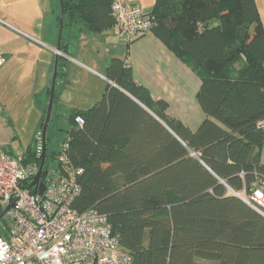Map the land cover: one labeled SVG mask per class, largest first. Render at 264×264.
<instances>
[{
  "label": "trees",
  "instance_id": "1",
  "mask_svg": "<svg viewBox=\"0 0 264 264\" xmlns=\"http://www.w3.org/2000/svg\"><path fill=\"white\" fill-rule=\"evenodd\" d=\"M63 10L62 21L60 0L58 76L68 73L65 56L84 30L116 27L112 0H63ZM151 14L150 32L200 77L205 120L193 130L170 115L168 101L114 56L106 73L113 84L89 108L70 111L59 149L51 147L48 127L42 175L66 153L82 170L73 206L106 213L132 264H264V215L233 192L264 177V24L257 2L155 0ZM5 152L39 167L43 155Z\"/></svg>",
  "mask_w": 264,
  "mask_h": 264
},
{
  "label": "built area",
  "instance_id": "2",
  "mask_svg": "<svg viewBox=\"0 0 264 264\" xmlns=\"http://www.w3.org/2000/svg\"><path fill=\"white\" fill-rule=\"evenodd\" d=\"M112 12L118 35L126 43L155 24L151 11L130 0H112ZM6 61L0 50V67ZM2 112L0 104V119ZM76 120L83 122L81 116ZM259 125L264 130V118ZM36 140L37 152L42 153V131ZM58 160V168H47L41 175V192L39 182L31 186L39 166L22 163L21 156L0 150V214L14 203L1 218L6 228L0 233V264H132V255L121 247L106 213L96 208L79 211L73 206L81 192L77 173L82 170L73 169L66 153ZM238 193L264 215V177Z\"/></svg>",
  "mask_w": 264,
  "mask_h": 264
},
{
  "label": "crops",
  "instance_id": "3",
  "mask_svg": "<svg viewBox=\"0 0 264 264\" xmlns=\"http://www.w3.org/2000/svg\"><path fill=\"white\" fill-rule=\"evenodd\" d=\"M130 1L140 4L146 11H152L155 4V0ZM256 2L264 24V0ZM59 6L60 0H0V50L7 58L0 71L33 82L31 92L38 97L42 116L49 102L55 70L59 34L56 13ZM106 36L108 40L110 38L122 44L121 54L115 50L111 56H98L99 50L94 49L92 43L99 44L95 38ZM81 41L87 44L86 49L77 45L76 55L71 43V55L65 56L69 62L74 60L75 64L94 72L98 71L93 66L99 67L106 82L113 84L106 76L110 59L114 56L126 59L133 68L136 80L146 86L154 97L168 101L170 115L193 130L205 120L206 114L197 99L200 77L153 32H146L127 44L118 35L116 27L100 33L84 30L77 38V43ZM69 68L68 65V71ZM260 154L264 163V144Z\"/></svg>",
  "mask_w": 264,
  "mask_h": 264
},
{
  "label": "rangeland",
  "instance_id": "4",
  "mask_svg": "<svg viewBox=\"0 0 264 264\" xmlns=\"http://www.w3.org/2000/svg\"><path fill=\"white\" fill-rule=\"evenodd\" d=\"M95 39L99 44H92L94 49L99 50V57L104 58L109 54L111 56L115 50L118 51L117 54H121L122 44L116 40L112 41L110 38L108 40L107 36ZM72 44L76 55L77 45L80 44L82 49H86L87 45L82 41L77 43V39ZM69 67L66 75L56 79L55 101L49 124V136L52 137L51 147L54 149H59L66 137V132L59 129L69 128L71 121L68 115L70 111L77 107L86 109L92 106L101 98L107 83L103 77V70L99 67L93 66L98 71L94 72L83 65L75 64L74 60H70ZM33 86V82L28 79L25 80L21 76L0 71V103L4 108L3 116L0 119L1 151L21 154L37 148L35 135L40 128L43 110L38 108V97H35L31 92ZM5 228V221L1 219L0 232H3Z\"/></svg>",
  "mask_w": 264,
  "mask_h": 264
},
{
  "label": "water",
  "instance_id": "5",
  "mask_svg": "<svg viewBox=\"0 0 264 264\" xmlns=\"http://www.w3.org/2000/svg\"><path fill=\"white\" fill-rule=\"evenodd\" d=\"M62 3V21H63V15H64V10H63V0H61ZM62 32H63V22H61L60 28H59V34H58V43H57V56H56V62H55V70H54V75H53V80H52V85H51V90H50V96H49V102H48V106H47V111H46V117H45V121H44V125L42 128V133H43V155H42V161L39 167V171L38 173L35 175L33 182L31 183V186H33L36 183H40V190L41 192L44 191V185L43 183L40 181L42 172H43V168H44V164H45V159H46V134H47V130L51 121V117H52V111H53V105H54V101H55V90H56V79H57V75H58V61H59V56H60V48H61V38H62ZM222 182H224L222 180ZM228 186V185H227ZM229 187V186H228ZM230 188V187H229ZM234 194L239 196V193L237 191H234ZM241 198V197H240ZM242 199V198H241ZM14 203H11L7 209L10 206H13ZM6 209V210H7ZM6 210H4L1 214H0V220L1 218L4 216Z\"/></svg>",
  "mask_w": 264,
  "mask_h": 264
}]
</instances>
